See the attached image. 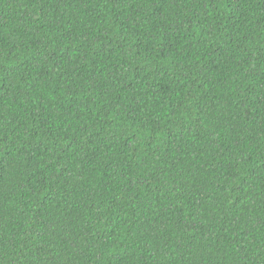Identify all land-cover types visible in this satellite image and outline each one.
<instances>
[{
	"label": "trees",
	"instance_id": "1",
	"mask_svg": "<svg viewBox=\"0 0 264 264\" xmlns=\"http://www.w3.org/2000/svg\"><path fill=\"white\" fill-rule=\"evenodd\" d=\"M0 264H264V0H0Z\"/></svg>",
	"mask_w": 264,
	"mask_h": 264
}]
</instances>
